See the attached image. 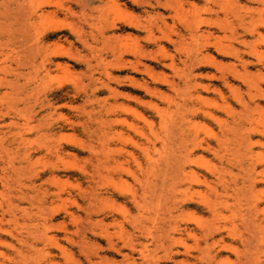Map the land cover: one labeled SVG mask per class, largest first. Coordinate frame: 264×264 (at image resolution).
<instances>
[{"label": "rangeland", "instance_id": "1", "mask_svg": "<svg viewBox=\"0 0 264 264\" xmlns=\"http://www.w3.org/2000/svg\"><path fill=\"white\" fill-rule=\"evenodd\" d=\"M142 1L0 0V264L256 261L228 233L264 220V202L248 209L264 196V181L248 190L264 171V0ZM130 17L145 28L124 29ZM241 24L261 34L238 45ZM57 42L81 60L48 72ZM232 43L249 73L202 63ZM222 237L239 256L218 254Z\"/></svg>", "mask_w": 264, "mask_h": 264}, {"label": "bare ground", "instance_id": "2", "mask_svg": "<svg viewBox=\"0 0 264 264\" xmlns=\"http://www.w3.org/2000/svg\"><path fill=\"white\" fill-rule=\"evenodd\" d=\"M132 1L136 5H142L143 4L142 0H132ZM228 1H232L233 2L235 0H228ZM159 16L162 17V18L165 17L164 14H159ZM164 19L166 20V18H164ZM126 21L127 22H125V23H126L127 26L124 29H130V30H135V29L139 30L140 29V30H142V29L145 28V26L142 24V22L139 19L130 17V19L126 20ZM241 26L243 27L242 24H241ZM218 27H219V29L223 28L222 25H219ZM65 29H66L65 26L61 25V26L54 27L52 29V31H53V33H62L63 31H65ZM122 29H123V27H121V26H117L116 24L113 25V30H122ZM223 29L225 30L226 28L224 27ZM243 31H244L245 35L237 34L236 42H237L238 45H240V44L241 45H248L249 43H248V40H246V37L249 34L252 35V36H255L257 34H261V30L259 29V27L253 28L252 30L251 29L249 30L248 25H244ZM209 32H211V31H209ZM236 33H237V31H236ZM150 39H152L151 42H156L157 45H159L158 44V42H159L158 39H156L154 37H151ZM169 41L173 43V41L171 39ZM82 42H83V40H82ZM61 47L62 46L59 44V42H57L56 46H55V52H54L55 54L52 55L49 59H47L46 62L44 63V68H45L46 71L49 72L51 70V68L55 67V66H56V68H61L62 67V63L61 62L57 63L58 59H69V60H72V61H74V59L79 60V61L81 60L80 58L75 57L74 54H72L70 52L61 53V51H62ZM135 54L137 55V52ZM138 54H140V51L138 52ZM215 54H210L209 53L204 59H202V63H204L205 65H208V66H213V67H217L218 68V67H221L220 65L222 64V62L219 61V58H231V59H235L236 62H239V64L244 68L246 73H249V68L252 65V62L249 61L248 59H246L245 52L242 51V49L240 47H238L236 44H233V43L230 44V45H218V44H216L215 45ZM142 55H144V56H146L148 58L149 57L150 58H154L153 54H147L146 55V54L141 53L140 57H142ZM260 62H261V60H260ZM128 67H131V69H133L134 71H139L140 70L139 66L136 65V64H133V63L127 64L123 68H128ZM119 69L122 70V67H120ZM150 75L154 79H156L155 78V74L152 73V70L150 71ZM232 77L234 79H236V80H239L241 77L245 78L246 76L245 75H240L238 73H235V74L232 75ZM156 80H158V79H156ZM221 80H223V84L228 86V87H232L231 85H234V83L232 82V80H231V78L229 76L225 75V76H223V78ZM132 83L136 87L145 88L151 94H158V89H152L151 87L147 86L146 84L145 85L139 84L134 79H132ZM208 89H211V87H208ZM215 91H218V89L216 88ZM240 104L245 109H247V108L249 109V107H250V104L247 103L244 100H241ZM207 116L212 117V118L214 117V115L211 112H208ZM142 119L146 120V118L144 116L142 117ZM198 147L202 148V149H206V150H211L212 149V145L210 143H208L207 145H204V143H200L198 145ZM257 167L258 166L253 168V171H254L253 180L251 181V184L249 185V189H248V190H251L252 192H254V190L258 187V185H260V183L264 181V171H262L261 173H258ZM179 169H180V176L184 180L191 179L192 177L196 178L198 176V172L196 171V169H194V168H190L189 169L186 164H184V165L182 164ZM216 170L217 169L207 168L206 171H207V173L209 175H217V171ZM204 176L206 177V182H207V179H209V176H207V174L204 175ZM249 193H251V192H249ZM185 201H187V200H185ZM263 202H264V196L263 197L261 196V198H257V199H255V200H253L251 202H248V205H249L248 209L251 210V211L256 210V212L259 213L258 212L260 210L259 207H260V205ZM209 208L212 210L213 207L209 206ZM253 222H254V224L248 223L249 226L247 224L250 234H246V233H243V232L241 233V232H239L240 231L239 229L238 230L236 229L237 231L234 230L235 228L233 230H231L230 232L229 231H227V232H229L228 234L231 237H233L234 240L238 239L241 242V244L244 245L245 249L249 250V251L247 250L248 252H250V250H251L252 253H256L257 252L256 255L258 254V257L255 259L256 261H254V263L264 264V226H263L264 220L262 218L261 219L260 218H256V219L253 220ZM253 225H254V228H253ZM262 226H263V228H262ZM259 229H260V231H256V230H259ZM209 230L210 229H206L205 230V232L207 231L205 235L208 236V237H205V238H207L206 240H208L209 237H214L215 238V235L218 234L220 231H222V230H216V232H214L213 230H211V231H209ZM185 231H187V229H185ZM214 238H212V239H214ZM215 243L214 244L217 245L220 248L218 254H221L223 252H230L231 251V252H233V253H235L236 255L239 256V254L241 253V251H240V249L238 247H235L232 243H228L226 237L220 238L218 241H215ZM255 249H257L256 252H255ZM248 252H246V254H248ZM252 255H254V254H252ZM246 256L251 257V254H250V256H249V254L246 255ZM254 257H256V256H254ZM213 259H215V257H213ZM251 259L254 260L253 256L250 258V260ZM211 262H213V261L211 260ZM248 263L249 262H246V264H248Z\"/></svg>", "mask_w": 264, "mask_h": 264}]
</instances>
